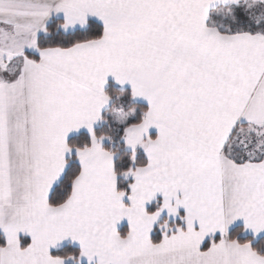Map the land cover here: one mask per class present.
<instances>
[{
	"label": "snow or ice",
	"instance_id": "1",
	"mask_svg": "<svg viewBox=\"0 0 264 264\" xmlns=\"http://www.w3.org/2000/svg\"><path fill=\"white\" fill-rule=\"evenodd\" d=\"M0 264H264V0H0Z\"/></svg>",
	"mask_w": 264,
	"mask_h": 264
}]
</instances>
